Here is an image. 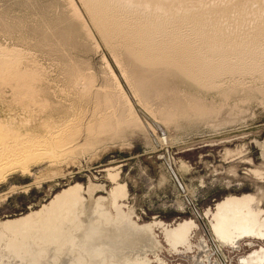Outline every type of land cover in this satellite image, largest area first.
Segmentation results:
<instances>
[{
  "label": "rangeland",
  "instance_id": "obj_1",
  "mask_svg": "<svg viewBox=\"0 0 264 264\" xmlns=\"http://www.w3.org/2000/svg\"><path fill=\"white\" fill-rule=\"evenodd\" d=\"M81 2L0 0V147L36 136L52 151L3 167L0 226L79 184L88 210L103 196L109 220L123 211L125 221L153 222L158 244L134 248L147 257L138 264H238L251 245L211 244L188 199L205 217L224 197L252 193L264 211V72L209 76L175 53H147L123 34H102ZM117 182L121 210L110 200ZM184 220L200 229L169 243L163 227Z\"/></svg>",
  "mask_w": 264,
  "mask_h": 264
},
{
  "label": "bare ground",
  "instance_id": "obj_2",
  "mask_svg": "<svg viewBox=\"0 0 264 264\" xmlns=\"http://www.w3.org/2000/svg\"><path fill=\"white\" fill-rule=\"evenodd\" d=\"M80 1L102 34L108 37L115 33H120L117 36L123 34L147 53H175L183 62L190 63L196 70L209 76L239 70L251 72L262 69L264 72V66L259 65L264 64V0L260 5H256L255 0H159L160 4H156V7L134 6L130 0H124L126 2L123 4H117L115 0ZM187 28H191L189 32L191 30L195 34L193 38L187 37L190 34ZM35 137L19 146L0 147V172L13 163L26 165V161H33L32 158L44 155L49 150L45 147L44 138ZM49 151V155L52 154ZM255 172L261 173L258 169ZM80 187L79 184L70 186L42 208L5 220L0 226V259L4 256L7 261L14 260L16 264H123L127 261L133 264L147 261V257L137 254L134 248L141 245V249L145 250L143 245L145 247L152 242L155 246L158 242L151 236L153 222L138 225L131 219V222L125 221L121 216L125 212L121 211L117 216L124 219L118 217L116 221L113 220L116 223L118 219L122 220L116 224L109 220L111 214L107 217V210L104 212L107 206L100 202L103 196L91 200V210H88V202H83L85 198L82 197ZM114 194L121 195V189H115ZM247 195L251 194H242L240 198ZM228 197L219 201L213 210L209 208L205 217L199 212V215L196 214L202 226L204 223L206 228H203L211 244L215 246V243H219L222 246L236 243L245 235L264 239V211L260 210L259 199L252 196L248 200L240 199L236 202L246 210L242 218L253 235H236L232 242L223 240L222 224L217 221L221 219L225 222L221 215ZM113 205L119 209L121 204L113 200ZM94 213H101L104 218L100 215L94 218ZM127 214L130 215L129 212ZM196 227L199 228L198 222L185 220L176 225L164 226L163 230L167 241L172 243L187 240L189 231L191 233L192 228ZM200 245L207 251V238L203 237ZM260 252L257 258L264 257V248L261 247L246 257L238 258V264H243L247 258ZM214 264L219 263L214 261Z\"/></svg>",
  "mask_w": 264,
  "mask_h": 264
},
{
  "label": "flooded vegetation",
  "instance_id": "obj_3",
  "mask_svg": "<svg viewBox=\"0 0 264 264\" xmlns=\"http://www.w3.org/2000/svg\"><path fill=\"white\" fill-rule=\"evenodd\" d=\"M256 170L257 169L253 168L254 172ZM115 189H121V195H123L125 192L124 185L122 183L117 182L116 186H114L112 188V190L110 191V198H111V195L113 196L111 199V203H113V200H115V202L118 203L117 196L114 194ZM244 194H251V195H247V196H244L241 198H240V196L242 194H240V195H228L229 197L226 196V197H228V199L226 200V203L224 204L226 207L222 205L225 208L222 209L223 215H221V217L225 220V222H222L221 219L217 222L222 224V225H220L221 228L223 229L222 238H224L223 240H225V241L227 240V242L234 241L236 238V235L237 236H242L245 234L253 235L251 230L247 228V222L244 220V218H242L243 214H246L247 212L243 208V206L239 207L236 201L240 200V199H247L248 200V199L252 198V196H254V195L252 193H244ZM226 197H224L223 199H225ZM235 207H237L238 209ZM259 207H260V210L263 211L262 206L259 205ZM213 209L214 208H212V210ZM224 212H226V213H224ZM180 222H183V221H180ZM176 224H174V225H176ZM224 230H227L226 233H224ZM242 237H244V238H242ZM242 237H240L236 243H227V244H230V246L237 247V246H240V240L242 239V240L246 241L247 245H251L250 246L251 249L247 253L240 254L238 258L246 257L253 250L258 249V248H254L253 246L256 245V242H258V241L260 242L262 240V239L247 237V235L242 236ZM216 244L218 247L221 246L219 243H216ZM261 253L262 252L254 254L250 258H247L245 261H243V264H264V257L263 256L261 258H257V257H259V254H261ZM257 261H258V263H256ZM219 264H221V263H219Z\"/></svg>",
  "mask_w": 264,
  "mask_h": 264
},
{
  "label": "water",
  "instance_id": "obj_4",
  "mask_svg": "<svg viewBox=\"0 0 264 264\" xmlns=\"http://www.w3.org/2000/svg\"><path fill=\"white\" fill-rule=\"evenodd\" d=\"M188 202L190 203V205H191L193 211H194L197 215H199V213H198L197 209L195 208L193 202H192L190 199H188ZM203 226L205 227L204 223H203ZM205 228H206V227H205Z\"/></svg>",
  "mask_w": 264,
  "mask_h": 264
}]
</instances>
